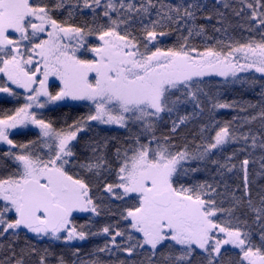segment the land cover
Wrapping results in <instances>:
<instances>
[{"label":"snow or ice","instance_id":"obj_1","mask_svg":"<svg viewBox=\"0 0 264 264\" xmlns=\"http://www.w3.org/2000/svg\"><path fill=\"white\" fill-rule=\"evenodd\" d=\"M2 97L0 264H264V0H0Z\"/></svg>","mask_w":264,"mask_h":264},{"label":"trees","instance_id":"obj_2","mask_svg":"<svg viewBox=\"0 0 264 264\" xmlns=\"http://www.w3.org/2000/svg\"><path fill=\"white\" fill-rule=\"evenodd\" d=\"M203 22V21H201ZM175 37L168 38L164 41L166 44H171L174 41ZM199 41H197L198 43ZM213 83L217 84L220 91L223 93V98H226L228 100L236 99V98H243L246 100H251L255 102L257 99L256 94L248 90L246 88H241L239 85H224L222 82H219V79L217 81H214ZM51 88L55 90V86L51 85ZM259 91V89H257ZM16 106V102L13 98L10 99H1L0 100V108H12ZM53 111L49 113V115L52 116L53 119H56L58 121H63L67 119V121L70 123L72 120L76 119L77 117L84 115L88 112L89 108L88 105L83 104L81 105H61V106H55L53 107ZM234 115L233 112L229 110H220L218 119H230L231 116ZM161 130H164L163 128ZM189 130L195 131V128L190 125L188 129H185L184 132H188ZM34 136V132L25 130L22 134L17 135L15 138L19 140L24 139H30ZM128 136V132L125 129L121 128H112V127H103L101 125L93 124L90 131H88L86 134L82 135L80 138V144L77 147L78 155L83 159L87 154L88 150L85 148V144L89 142L90 140H102L104 138H107L109 140H112L115 138L116 141H122L125 137ZM228 151H231V148L228 149ZM109 153H111V146L109 148ZM242 158V157H241ZM252 166L250 165V168ZM202 178V177H201ZM86 218L83 217H77V221L79 223H84ZM109 219L107 216H101L99 218H96L95 224L96 228H99L100 226L104 225L105 223H108ZM96 229L94 228L93 231ZM27 240L29 243L36 245L38 248H44L49 246V242L47 240H37L32 235L27 234ZM25 243V238L22 235L20 240V245L23 246ZM104 243L103 237H92L89 238L86 241H81L78 243L72 244L73 248L79 247L82 251V253H88L90 250H92L97 245H102ZM54 250L57 252H65L67 253L70 249L66 247L64 244L60 242H53ZM103 259L106 261H110L113 258L108 257L107 255L103 256Z\"/></svg>","mask_w":264,"mask_h":264},{"label":"rangeland","instance_id":"obj_3","mask_svg":"<svg viewBox=\"0 0 264 264\" xmlns=\"http://www.w3.org/2000/svg\"><path fill=\"white\" fill-rule=\"evenodd\" d=\"M53 81H54V78H50V88H51V85H54L55 88H56V85L58 84V81H55V82H53ZM83 104L88 105L87 102H71V101H69V102H62L60 104V106L61 105H81L82 106ZM53 107H55V106H53ZM101 126H103V127L118 128L116 126H107V125H101ZM28 235H32V234H28ZM78 242H81V241H73L72 244L78 243Z\"/></svg>","mask_w":264,"mask_h":264},{"label":"flooded vegetation","instance_id":"obj_4","mask_svg":"<svg viewBox=\"0 0 264 264\" xmlns=\"http://www.w3.org/2000/svg\"><path fill=\"white\" fill-rule=\"evenodd\" d=\"M1 99H10V97H2V98H0V100H1Z\"/></svg>","mask_w":264,"mask_h":264}]
</instances>
